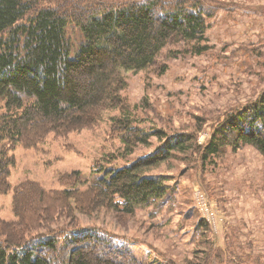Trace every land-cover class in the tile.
Segmentation results:
<instances>
[{"label":"trees","instance_id":"16d2710c","mask_svg":"<svg viewBox=\"0 0 264 264\" xmlns=\"http://www.w3.org/2000/svg\"><path fill=\"white\" fill-rule=\"evenodd\" d=\"M37 2L0 0V103L4 109L0 111L1 194L11 190L8 180L15 158L9 152L17 146L37 147L50 131L91 128L108 109L121 113L111 121L122 131L119 155L123 158L134 154L140 145L150 146L151 137L163 143L128 165L104 170L91 183L79 171L60 175V185L65 184L60 190H46L36 183V196L44 202L42 209L50 214L48 220L56 211L73 220H77L72 215L76 212L93 216L112 211L123 217L135 216L137 209L164 200L173 192L167 184L170 178L153 171L176 151L184 157L190 152L201 155L203 169L207 160L222 159L229 149L237 151L244 146L254 147L264 158V94L258 102L234 106L223 119L213 121L205 144L198 142L206 124L202 118L192 133L177 137L168 136L163 129L145 133L135 125L138 120L122 96L127 86L124 72L152 68L161 76L169 68L158 63L165 52L169 57H175L176 51L177 55L194 56L209 52L213 46L208 30L222 22L217 15L227 11L228 5L218 0H65L54 9L35 11ZM69 23L82 34L73 52L66 38ZM33 184L27 181L14 187L13 203L36 225L24 229L18 215L16 223L3 222L21 226L20 235L19 230L11 232L12 242L0 240V264H52V255L59 258L61 251H69L61 260L63 264H148L125 244L94 228L75 229L64 242L62 234H39L34 241H23L22 232L40 227L36 213L31 215L21 206V193L37 192L28 190ZM206 226L203 220L197 226L199 243L204 238L210 246L205 264L215 249L205 236L209 233ZM95 245L103 247L96 257L84 251ZM49 253L52 257L47 258Z\"/></svg>","mask_w":264,"mask_h":264},{"label":"rangeland","instance_id":"374dc122","mask_svg":"<svg viewBox=\"0 0 264 264\" xmlns=\"http://www.w3.org/2000/svg\"><path fill=\"white\" fill-rule=\"evenodd\" d=\"M218 1L228 5V10L220 11L217 19L222 22L208 30L209 44L213 46L209 52L194 56L177 55L175 50L176 56L169 57L163 51L162 61L158 63H166L169 68L161 76L152 68L136 73L123 71L127 86L122 96L138 120L135 125L143 132L163 129L168 136L177 137L192 133L198 118H202L206 124L199 132L198 142L205 144L211 136L213 121L223 119L224 113L234 106L258 102L264 94V0ZM64 2L38 0L34 10L54 9ZM66 38L73 52L82 40L81 32L73 23L66 25ZM0 111H4L2 103ZM117 116H121L118 109H108L91 128L50 131L37 147L17 146L9 152L15 164L10 166L11 190L0 193V240L12 242L11 232L18 231L21 225L24 229L31 228L30 224L36 225V221L26 220L23 210L18 207L17 210L13 203V188L17 185L31 181L35 184L28 190L37 191L36 183L46 190H60L65 184L60 185L59 176L76 171L91 183L104 170L128 165L163 143L151 137L150 146L140 145L134 154L123 158L119 155L123 148L122 131L111 121ZM2 146L0 142V149ZM176 152L153 171L170 178L167 184L173 192L164 200L137 209L136 215L130 218L112 211L93 216L76 212L72 215L77 220H73L56 211L48 220L50 214H44V202L37 197L38 191L21 193V206L31 215L36 213L40 225L33 231L22 232L21 239L34 241L39 234L57 237L62 234L64 242L75 229L94 228L100 234H110L148 264H205L210 246L204 243V238L199 243L201 237L197 230L203 220L209 231L205 236L215 248L207 264L264 263V158L261 153L251 146L237 151L229 149L222 159L207 160L203 169L201 155L190 152L184 157ZM17 215L23 219L21 225L5 224L16 223ZM102 250L100 245L84 248L93 257ZM61 252L59 258L54 257L55 253L53 257L50 253L46 257H52V264H63L61 260L68 257L69 251Z\"/></svg>","mask_w":264,"mask_h":264}]
</instances>
